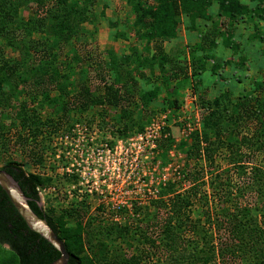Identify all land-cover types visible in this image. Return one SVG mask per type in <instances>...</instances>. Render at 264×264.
I'll return each instance as SVG.
<instances>
[{
	"label": "rangeland",
	"instance_id": "obj_1",
	"mask_svg": "<svg viewBox=\"0 0 264 264\" xmlns=\"http://www.w3.org/2000/svg\"><path fill=\"white\" fill-rule=\"evenodd\" d=\"M83 1L81 0V5L84 4ZM241 2L248 4L251 11L258 5L250 0ZM48 3L51 5L53 0H48ZM90 5L87 6L89 20L81 23V30L76 38L57 44L54 38L50 39L54 56L51 55L48 61L56 64L62 75L60 85L53 87L51 100L64 97L70 104L69 120H63L61 126H56V131L45 127L44 135L37 141L29 139L23 144L18 141L19 135L26 138L31 133L15 119L13 107L6 109L4 116L0 117L4 131V137L0 139V167L6 162L15 161L21 163L28 174L51 178L52 185L42 191L41 202L43 207L55 210L58 215L62 210L77 208L84 203L89 205L90 215L99 216L103 226H123L131 221L134 228H137L142 224L137 221L140 219L139 208L150 215V220L144 222L157 219L156 225L162 224L168 211L161 209L158 213L152 202L163 199L161 192L164 191V186L173 180L177 182L181 170L186 168L187 156L184 151L190 147L192 134L197 130L202 131L199 101L202 98L213 100L225 93L237 100L240 96L257 92L254 91L258 89L256 83H264V18L259 19L254 11V17L246 15L235 23L232 42L238 44L237 50L225 47L222 37L217 36V45L209 51V47L202 48L200 44L203 37L213 31L219 22L218 6L214 4L209 9L210 21L181 16L177 36L165 42L163 49L182 67L191 65L190 57L194 50H197L198 57L205 52L213 57L207 65V71L201 75V85L198 86L197 77L192 75L190 67L188 71L181 72V69H172V65H168L164 76L158 65L151 69V59L158 53L154 42L147 37H140L144 33L135 26L136 16L127 0H95L92 8ZM261 7L264 8V4ZM32 14L29 5H20V19L27 21L36 16ZM17 33L16 42L24 49L22 51H27L30 45H35L33 42H38V47L36 50L32 49L31 53L34 56L43 54L44 36H30L20 28ZM249 46L258 51V54L249 57ZM0 49L10 61L25 58L22 51L9 47L5 41H0ZM37 50L40 53L36 54ZM145 57L150 60H142ZM109 62L117 64L116 73L108 68ZM213 65L219 66L215 73ZM168 80L170 83L164 84ZM81 84L90 90L92 96H101L102 103L84 107L82 103L87 100L78 97ZM133 86L139 92L135 95L131 93V99H126V90ZM3 88L5 93L12 92L8 85ZM155 88L160 90L157 99L148 104L143 103L141 93ZM115 91L119 95L117 106L108 102L110 94L114 96ZM19 92L16 99L29 104L35 102L34 106H37L44 121L48 118L57 120L56 115L51 114V108L40 104L41 97L33 100L32 90L28 93ZM252 96L264 101V87ZM17 100L12 101V106H17ZM122 111L133 114L137 122L128 136H124L123 126L119 122ZM248 132L243 130L240 133ZM170 135L173 142L165 149L162 141L168 140ZM182 143L187 144L185 149L181 148ZM227 156L225 149L219 150L213 166L228 168ZM262 157L255 156L250 161L262 164ZM251 163L247 164L248 171ZM195 165L196 162L191 161V166ZM68 169L73 173L69 175ZM244 179L238 180L233 174V187L243 186ZM186 188L188 185L182 183L176 186L175 191L184 195ZM203 190L211 196V213L216 220L221 219L219 209L223 194L214 192L209 185L203 187ZM163 200L170 203L168 197ZM236 202L251 207L252 215L258 219L264 214L254 193L247 192L242 200L236 199ZM258 207L262 210H257ZM100 208H104V211H100ZM206 209L207 207L195 201L191 208V220L202 219L201 226H204L206 220L203 212ZM154 215L155 219L152 217ZM73 224L69 222L70 226ZM218 229L215 227L211 231L216 236V242H220V239L227 240L225 238H228V233ZM159 230L160 228L155 227V232L150 231V236L156 239ZM99 239L101 238H94L93 242L98 243ZM132 242V245L127 244L130 246L128 247L121 240L117 241L116 248H122V254L129 257L136 254L137 239ZM114 249V246L110 248L111 254ZM151 250L152 255L146 258L144 264H172L164 254L160 252L155 255ZM246 257L250 258L251 255ZM223 264H241V260L227 259Z\"/></svg>",
	"mask_w": 264,
	"mask_h": 264
},
{
	"label": "trees",
	"instance_id": "obj_2",
	"mask_svg": "<svg viewBox=\"0 0 264 264\" xmlns=\"http://www.w3.org/2000/svg\"><path fill=\"white\" fill-rule=\"evenodd\" d=\"M250 1L258 3L255 10L251 11L250 6L241 0H127V3L136 16L135 26L144 33L140 34V37H147L154 42L158 55H153L151 69L158 65L163 74L166 73L168 65H172V69H181V72L188 71L190 67L199 86L200 77L207 71V65L213 57L209 56L208 52L198 57L197 50H194L190 57L191 65L182 67L164 52L163 44L177 36L182 15H187L192 20L202 18L210 21L208 11L216 4L219 22L213 31L203 37L200 47H209L208 50L215 47L218 36L222 37L225 47L237 50L238 44L232 42L235 23L246 15L251 14V17H254V11L259 19L264 18V8L261 7L264 0ZM83 2L81 5V0H53L50 5L48 0H0V41H5L9 47L22 51L24 49L16 42L17 29L20 28L30 36L37 34L45 37L41 56L31 53L32 49L36 50L38 47V42H33L35 45H30L27 51H22L25 58L20 61L8 60L0 49V117L4 116L6 109L14 108L15 119L32 134L26 138L19 135L18 141L23 144L29 139L37 141L44 135L45 127L54 128L56 131V126H61L63 120L68 121L70 118V104L63 96L60 95L62 100H51L53 87L60 85L62 75L58 66L48 61L51 55L54 56L50 39L54 38L57 44L76 38L81 30V23L89 20L88 4H91V8L95 4V0ZM23 3L29 5L32 16L36 15L34 18L30 17L27 21L19 18L20 5ZM260 38L263 39L262 36ZM38 53L39 50L36 51V54ZM142 60L150 59L145 57ZM108 65L110 71H117L116 63V66L112 62ZM212 68L215 73L219 66L213 65ZM130 80L132 81V77ZM126 83L127 81L123 84L124 87ZM169 83V80L164 82ZM4 85H8L12 92L5 93ZM133 85H136V82H133ZM255 86L258 89L254 91L258 92L263 89L264 83H256ZM79 87L81 90L78 97L87 100L82 103L84 107L102 103V97L92 96L84 84ZM29 90L33 91V100L41 97L40 104L51 108V114H55L57 120L51 119L50 123L48 118L44 121L41 112L34 106L35 102L29 104L17 100L19 91L28 93ZM136 90V86L126 90V99H131V93L137 94L139 91ZM159 92L160 90L155 88L141 93L143 103L148 104L157 99ZM257 92L240 96L237 100L225 93L213 100L202 98L199 101L202 109V131L197 130L192 134L190 147L185 143L181 144V148H188L184 151L187 156L186 168L181 170L177 182L173 180L168 183L161 192L163 199L168 197L170 203L163 199L152 202L158 213L161 209L168 211L162 224L156 225L157 219L144 222L150 220V215L139 208L140 219L137 221L143 225L134 228V223L130 221L123 226H103L99 216L90 215L89 205L84 203L79 204L77 208L62 210L58 215L55 210L40 205V193L50 188L51 178L28 174L23 165L15 161L6 162L0 169L12 175L29 199L30 208L39 217L45 218L58 237L64 241L70 254L68 264H144L146 258L152 255L151 249L155 255L160 252L164 254L172 264H223L227 259L241 260V264H264V214L258 219L252 215L251 207L236 202V199L242 200L247 192H251L257 195L259 204L264 209V101L252 96ZM110 96L108 102L117 106L118 93L115 91L114 96ZM13 100H17V106H12ZM120 115L119 122L123 126V134L128 136L137 122L133 114L122 111ZM243 130L250 133H240ZM3 137L4 131L0 123V139ZM172 142L173 137L170 135L168 140L162 141V146L169 148ZM221 149L228 152L226 160L229 167L225 169L213 166L216 163V154ZM259 155L263 156L262 164L251 163L250 160ZM191 161L196 162V165L191 166ZM249 163L252 166L248 171ZM233 174L238 180L246 178L242 180L245 181L243 186L233 187ZM182 183L188 185L184 195L175 191L176 186ZM207 185L213 187L214 192L223 194L219 209L222 218L219 220H216L210 211L211 196L203 190ZM195 201L207 207L203 212L206 220L204 226H201L202 219L192 221L190 218ZM99 210L104 211V208ZM257 210L262 209L258 207ZM152 217L155 219L156 215ZM69 222L74 224L70 226ZM155 227L160 228L156 239L150 236V231L154 233ZM215 227L228 233V238H225L227 240L220 239V242H216V236L211 234ZM94 238L101 239L94 243ZM136 239L134 255L124 256L122 248H116L117 241L132 245V241ZM112 246L115 249L111 254ZM60 255L52 244L27 226L0 186V264H50ZM246 255L251 257L247 258Z\"/></svg>",
	"mask_w": 264,
	"mask_h": 264
},
{
	"label": "water",
	"instance_id": "obj_3",
	"mask_svg": "<svg viewBox=\"0 0 264 264\" xmlns=\"http://www.w3.org/2000/svg\"><path fill=\"white\" fill-rule=\"evenodd\" d=\"M0 186L8 195L18 213L27 226L46 241L52 244L59 252L60 257L50 264H68L70 254L62 241L45 218L39 217L29 206V199L25 196L18 182L7 171L0 169Z\"/></svg>",
	"mask_w": 264,
	"mask_h": 264
},
{
	"label": "crops",
	"instance_id": "obj_4",
	"mask_svg": "<svg viewBox=\"0 0 264 264\" xmlns=\"http://www.w3.org/2000/svg\"><path fill=\"white\" fill-rule=\"evenodd\" d=\"M249 49L250 51L247 53L249 57H252L254 54H258V51H254L252 46L251 47L249 46Z\"/></svg>",
	"mask_w": 264,
	"mask_h": 264
},
{
	"label": "built area",
	"instance_id": "obj_5",
	"mask_svg": "<svg viewBox=\"0 0 264 264\" xmlns=\"http://www.w3.org/2000/svg\"><path fill=\"white\" fill-rule=\"evenodd\" d=\"M136 159H137V158H136ZM67 172L69 173V175H70V173H71V174L73 173V171H72L71 169H68ZM41 193H42V192H41ZM41 193H40V194H41ZM118 208H119V207H118Z\"/></svg>",
	"mask_w": 264,
	"mask_h": 264
},
{
	"label": "flooded vegetation",
	"instance_id": "obj_6",
	"mask_svg": "<svg viewBox=\"0 0 264 264\" xmlns=\"http://www.w3.org/2000/svg\"><path fill=\"white\" fill-rule=\"evenodd\" d=\"M40 205L43 206V205H42V202H40Z\"/></svg>",
	"mask_w": 264,
	"mask_h": 264
}]
</instances>
